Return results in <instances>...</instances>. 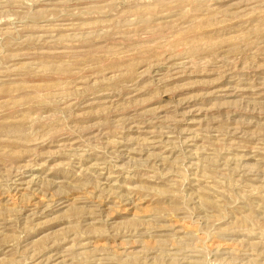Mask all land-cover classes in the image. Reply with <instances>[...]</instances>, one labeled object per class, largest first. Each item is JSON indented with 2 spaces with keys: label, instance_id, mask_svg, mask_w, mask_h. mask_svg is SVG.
<instances>
[{
  "label": "rangeland",
  "instance_id": "374dc122",
  "mask_svg": "<svg viewBox=\"0 0 264 264\" xmlns=\"http://www.w3.org/2000/svg\"><path fill=\"white\" fill-rule=\"evenodd\" d=\"M0 264H264V0H0Z\"/></svg>",
  "mask_w": 264,
  "mask_h": 264
}]
</instances>
